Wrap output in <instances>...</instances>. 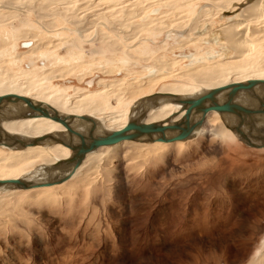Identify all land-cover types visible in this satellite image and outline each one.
Listing matches in <instances>:
<instances>
[{
  "label": "rangeland",
  "instance_id": "1",
  "mask_svg": "<svg viewBox=\"0 0 264 264\" xmlns=\"http://www.w3.org/2000/svg\"><path fill=\"white\" fill-rule=\"evenodd\" d=\"M56 1H3L14 5L0 6L13 17L0 24V82L25 70L53 71L60 77L30 95L69 88L77 96L155 78L119 94V102L111 96L123 113L164 87L197 92L205 85L187 70L217 71L232 58L211 40L227 17L205 13L237 0ZM34 6L43 7L42 17ZM261 58L259 39L246 61ZM231 66L224 81L252 72ZM204 126L185 144L102 149L58 187L1 189L0 264H264V148L248 146L223 124L216 132ZM10 151L0 146V157ZM57 161L0 167V179L24 178Z\"/></svg>",
  "mask_w": 264,
  "mask_h": 264
},
{
  "label": "bare ground",
  "instance_id": "2",
  "mask_svg": "<svg viewBox=\"0 0 264 264\" xmlns=\"http://www.w3.org/2000/svg\"><path fill=\"white\" fill-rule=\"evenodd\" d=\"M3 1L0 2L1 7H12L14 5L13 3H4ZM58 1L59 0L56 2ZM224 3L219 5L221 9L218 11H214V7L213 9L208 8L205 13V17L209 16V18L207 17L208 19L213 18L216 15H225L227 17V24L222 25L218 31L212 32L213 35L211 36L214 37L211 40H214L215 44L220 42L224 48L229 49L231 51L232 58L229 59L230 61L226 60L227 63L224 64L226 67H223V65L217 71L204 70L202 68H190L187 70L186 74L188 76L205 85L201 89L197 90V92L192 91L188 86L177 88L164 87L155 94L142 96L139 99L141 102L134 107L132 105L133 108L131 110L120 113L114 110V106L110 102L111 96H118L119 94L124 95L125 93H130L135 89H140L147 84L156 82L155 78H150L147 81L138 84L118 81L103 85V90L86 92L80 95L78 94L77 96L69 95V88H60L55 91L53 90L47 96H44L43 93H39L37 96H31L30 94L34 92L36 88L41 87L43 84L50 85L54 78L56 79L60 76L53 71L36 74L35 72L26 70L21 73V77H19L20 79L17 80H15V75L5 76L4 79L7 81L5 83L0 82V97L11 96L14 98H12L8 103L0 105V146L4 149L9 148L7 146H13L10 147L11 151L8 154L0 157V167H3L4 169H11L21 163H29L36 159L47 160L49 157L59 160L57 163H63L75 154L64 145L51 141L52 137H58L60 139H69V141L74 143V135L65 127L50 119L31 116V112L29 111L26 103L21 100L22 98L31 99L34 106L40 111H45L53 115L57 113L66 117H74V119L71 120V125L75 131L79 133L80 141L90 143L93 138L97 136L105 133L111 134L123 129L130 120L137 121L138 123H162L166 126H170L181 121L187 122L192 121L193 119L201 118L202 113L199 108H194L191 111V116L188 117L187 109L183 108L182 105L174 103L175 96L183 98L184 101L195 100L208 95V93L215 89L229 85L248 84L251 81H264V58L254 61H246L247 56L255 48L259 39L264 40V0H247L246 3L244 1L242 2V0H237L233 1L230 6H228L229 4L227 5ZM33 9H36L35 11L40 17L44 15L43 7L36 8L34 6ZM6 15L0 14V24L4 23L8 17H11ZM12 18L13 17H11V19ZM198 24H200V21ZM220 43L219 46H221ZM37 47L38 45L34 47L32 46L31 51H35ZM224 48L222 47V49ZM16 49L17 46L13 45L11 51L15 52ZM226 61L224 60V62ZM238 63L242 65L240 66ZM228 65H232L231 67L239 65L238 67L241 70L246 71L250 69L252 72L248 75H240L242 77L236 78L235 80L229 79L224 81L228 75H231L229 69L230 67H227ZM0 73H2V69H0ZM5 73L6 71H4V74ZM234 75L236 74L234 73ZM220 81L224 82L220 84L218 83ZM44 87H46L44 90L49 89V86ZM228 93H230V91L217 96V100L225 102L227 100ZM157 94H160L161 96H156ZM122 98L123 97L118 96L117 101L119 102ZM261 102H264V84L259 85L251 92L241 91L234 99L235 105L249 107L251 109L261 108ZM210 104L211 101L207 102L205 106H209ZM82 117L91 119L93 123L91 121L84 120ZM123 118L126 119V123H123V126H116ZM206 122L210 123L212 132H216L218 126H222L223 124V126L236 135L240 141L243 140L242 137L238 133L233 132L232 129H241L244 133L249 135L251 142L254 144H264V139L258 140L256 138L260 135L264 136V116L255 117L250 115L238 118L234 115L212 111L207 114L202 125L197 128L193 136L187 141H177L173 143L155 142L151 144L148 138L149 136H146L139 141H125L115 146L101 147L98 150L87 154L82 165L78 169H75L74 163L62 165L56 169H52V167L57 164L56 163L49 167L48 165L47 167H40L39 170L36 169V171L31 172L24 178H6L0 179V182L20 180L27 185H44L57 182L62 179H67L69 177L72 178L81 169H83L87 163H89L92 157L96 156V153L102 149L115 148L125 144L141 146H145L146 144H185L191 139L198 137L204 131V125ZM182 127H184V125ZM178 133L183 134V130L180 129ZM45 137L51 138L50 140H42L36 144L30 143L33 140ZM15 140L19 141L20 144H16ZM24 143L25 146H22ZM65 151H71L70 158L65 159ZM58 186L60 185L23 190L19 189L20 187L16 185L0 184V190L16 189L25 192H33L45 191L46 189Z\"/></svg>",
  "mask_w": 264,
  "mask_h": 264
},
{
  "label": "water",
  "instance_id": "3",
  "mask_svg": "<svg viewBox=\"0 0 264 264\" xmlns=\"http://www.w3.org/2000/svg\"><path fill=\"white\" fill-rule=\"evenodd\" d=\"M262 84H264V81H251L248 84H233L219 89H215L210 93H208V95H205L200 99L188 100V101H184L183 98L175 96L174 103L178 105H182L183 108L187 109L188 117L191 116V111L194 108H199V110H201L202 113L201 118L193 119L192 121H187V122L181 121L179 123L170 126H166L162 123L145 124L130 120L129 123L123 129L113 132L111 134L105 133L100 136H97L93 138V140L90 143H84L80 141L79 133L76 132L71 125V120H73L74 117H66L57 113L53 115L45 111H40L34 106V103L31 99L22 98L21 100L24 101L28 106V109L31 112V116L50 119L62 125L74 135V143L69 141V139H60L58 137H52V138L45 137L42 139L33 140L30 143L36 144L42 140H50L51 138L52 142L60 143L64 145L65 147L72 150L75 154L73 155V157L64 161L63 163H57L52 167V169H56L62 165L73 164V163L75 164V169H78L82 165L84 158L87 156V154L92 153L101 147L115 146L125 141H139L145 138L146 136H149L148 138L151 143L152 142L173 143L177 141H187L193 136L197 128L202 125L207 114L212 111L234 115L238 118H243L245 116H250V115L255 117L264 116V102H261V108L259 109H251L249 107H241L234 104V99L239 92L241 91L251 92L256 87ZM227 91H230V93L227 94V100L225 102L218 101L217 96ZM156 96H161V95L157 94ZM12 98L14 97L11 96L0 97V105L8 103ZM209 101H211V104L209 106H205V104ZM82 118L84 120L91 121L93 123V121L89 118H85V117ZM183 125L184 127H182ZM180 129L183 130V134L178 133ZM232 131L238 133L242 137L243 139L242 141L246 143L248 146L258 149L264 148V144L260 145V144L252 143L249 135L244 133L241 129L234 128L232 129ZM256 138L258 140L260 139L263 140L264 136L260 135L257 136ZM15 142L16 144H20V142L17 140H15ZM12 146H7V147L10 148ZM22 146H25V143L22 144ZM70 178L71 177L44 185H27L26 183H23V181L20 180L4 181V182H0V184L16 185L20 187L19 189L26 190V189L61 185L66 181H68Z\"/></svg>",
  "mask_w": 264,
  "mask_h": 264
},
{
  "label": "built area",
  "instance_id": "4",
  "mask_svg": "<svg viewBox=\"0 0 264 264\" xmlns=\"http://www.w3.org/2000/svg\"><path fill=\"white\" fill-rule=\"evenodd\" d=\"M28 45H30V44H28Z\"/></svg>",
  "mask_w": 264,
  "mask_h": 264
}]
</instances>
